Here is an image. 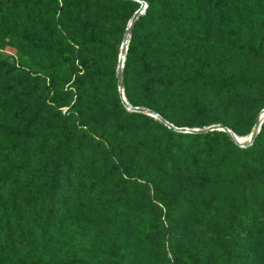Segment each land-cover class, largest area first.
<instances>
[{
    "label": "rangeland",
    "instance_id": "rangeland-1",
    "mask_svg": "<svg viewBox=\"0 0 264 264\" xmlns=\"http://www.w3.org/2000/svg\"><path fill=\"white\" fill-rule=\"evenodd\" d=\"M42 2L0 0V7L11 6L28 34H44L41 23L48 22L55 40L69 45L62 28L54 29L61 0ZM174 2L181 21L178 27L169 25L170 41L178 36L181 48L205 68L200 73L191 63L196 75L187 80L179 102L172 105L163 94L150 97L142 89L141 69L136 67L130 75L136 106L158 113L178 128L227 122L229 126H224L247 142L255 128L252 118L264 108V0ZM196 9L202 18L197 23ZM127 11L129 6L116 23L113 51L103 55L105 66L117 72L133 18L125 16ZM92 52L90 48L85 58L89 60ZM60 65L54 51L40 50L33 37L0 20V184H6L0 186V264H57L82 254L95 257L90 264H117L107 257L113 248L132 252L123 264H264V245L243 237V222L235 223L242 207L238 199L230 197L213 215L210 204L216 208L220 196L214 187L198 194L191 208L181 213L172 201L176 183L152 180L146 162L133 168L137 151L148 159L154 146L163 149L173 143L175 149L194 157L184 155L171 177L181 169L187 176L222 178L229 181L226 190L230 191L243 168L256 158L251 145L244 147L231 138L237 148L217 131L194 138L182 137L186 132L173 128L178 135L170 139L165 126L170 127L160 118L123 104L128 113L105 133H92L87 116L71 114L66 121L68 129L76 127L69 144L75 176L58 166L66 151L57 142L64 135L59 114H68L77 99L73 82L82 71L76 64L71 73L48 75ZM109 93L122 103L118 80ZM256 143L263 152L264 134ZM24 156L30 165L19 183H13Z\"/></svg>",
    "mask_w": 264,
    "mask_h": 264
},
{
    "label": "trees",
    "instance_id": "trees-1",
    "mask_svg": "<svg viewBox=\"0 0 264 264\" xmlns=\"http://www.w3.org/2000/svg\"><path fill=\"white\" fill-rule=\"evenodd\" d=\"M42 1L45 4L49 2V0ZM146 1L148 7L139 15L133 26L124 67L122 68L124 93L131 105H138V101L134 99L132 94L130 75L136 67H139L141 69L140 84L142 89L149 93L150 97L153 93L163 94L169 104H177L183 92V85L193 75H196L193 73V67L190 66L191 63L201 69L200 73L205 66L199 64L193 53L191 54L188 50L181 48V44L177 40L178 36L170 41L168 36L170 32L169 25L173 23L178 27L181 21L176 8H174V0ZM61 3L62 6L57 14L58 26H55L54 29L62 28L70 43L67 46L55 40L54 32L48 22L41 23V25L43 24L42 32L44 34L35 36L28 34L25 25L18 24L14 18L11 6L0 7V20H6L19 32L33 37L40 50H52L56 53L61 59V65L52 68L48 75L56 78L58 75L71 73L76 64L81 68L82 73H78V78L73 82V88L78 94L77 99L69 107L68 114H59L62 125L61 131L64 135L57 142L58 148L64 144L66 151L61 161L62 164H58V166L61 168L67 167L76 176L75 160L72 156V150L69 148L70 136L75 134L76 127H73L72 130L68 129L66 121H68L71 114L87 116L86 125L90 127L92 133L100 130L105 133L109 131L111 125H115L123 118L124 113H128L120 99H114L110 96L109 89L116 87L118 72L109 70L105 66L107 58H104L103 55L114 49L116 44L114 41L115 26L122 17L123 9L129 6V11L124 14L132 18L141 4L135 0H61ZM57 6H59L58 2ZM193 12L194 22H201L200 11L196 9ZM225 16L226 20L230 21L227 13ZM250 46V44H244L245 48ZM90 48L93 49V52L88 60L85 58V53ZM118 106L121 109H118ZM95 111L98 113L94 117L92 114ZM257 117V114L253 116L251 128L255 126ZM223 124L229 126L227 122H223ZM165 129L170 139L174 135H178V132L173 128L165 126ZM214 131L225 136L229 139L231 145L238 148V144L231 139L227 132ZM263 132L264 122L256 136V140L264 134ZM189 135L194 138H202L208 134L187 132L181 134L182 137ZM255 141L250 147L253 150L252 152H256L254 154L256 158L250 160L252 161L250 166L243 168L241 177L236 180L235 186L230 191L226 190V184L229 181L222 178H210L204 175L187 176L182 173L181 169L179 174H175V178L171 177L170 173L176 171L181 162L185 160L184 155L194 157L193 153L188 151L186 153L181 148L175 149L173 143L163 146V149H161L160 144L154 146L148 159L137 151L133 168L138 169L139 164L142 165L146 162L148 163L147 173L152 176V180H158L161 183H176L177 191L172 195V201L177 203L181 213L184 212L186 207L191 208L192 200L198 194L203 196L207 190L214 187L217 189L216 193L220 196L217 197L218 204L216 208L213 207V203L210 204L213 215L219 214V209L225 205V201L230 197L238 199L242 207L235 214V223L242 225L243 222L246 232L242 236L247 237L254 244L264 245V151H259L261 145L260 143L255 144ZM26 143L30 144L27 140ZM24 147L28 149L27 144H24ZM210 151L212 152V148ZM54 152L56 153L57 150H54ZM10 155L11 153H7L6 158H9ZM29 165L28 157L24 156L18 166V171L14 177L15 182L13 183H19L22 173L28 169ZM0 186L5 187V182L1 183ZM131 253H122L120 248H113L107 257L114 259L117 264H123L128 261ZM94 259V256H84L82 254L79 257L65 259L57 264H90Z\"/></svg>",
    "mask_w": 264,
    "mask_h": 264
},
{
    "label": "water",
    "instance_id": "water-1",
    "mask_svg": "<svg viewBox=\"0 0 264 264\" xmlns=\"http://www.w3.org/2000/svg\"><path fill=\"white\" fill-rule=\"evenodd\" d=\"M135 1L140 2L141 6L134 13L133 18L131 19L129 26L126 29V34H125V37H124L123 43H122V54H121V58H120V65L118 68V85H119V89H120V95H121L122 103L127 107L128 110L140 111V112L142 111V112H146L150 115L156 116V117L160 118L163 122H165L170 128H174V129L182 131V132L206 133V132H210V131H214V130H220V131L227 132L231 136V138H233L234 141H236L237 143H239L240 145H242L244 147L252 145V143L256 139L257 134L260 132L262 125H263V122H264V117L261 116V113L264 114V108L262 109L259 117L257 118V122L255 124L254 130L247 137V142H245L244 138H242V137L239 138L236 133H234L229 127L224 126V125H211V126L206 127V128H186V127L178 128V127L174 126L172 123H170L169 121H167L166 119L162 118L158 113L152 112L150 109L141 108L138 106H131L129 104V102L125 96L124 88H123V84H122V67H123V63L125 60V54H126L127 48H128V40H129V37L131 36L133 26H134L136 20L138 19L139 15L145 11V7H146V2L144 0H135Z\"/></svg>",
    "mask_w": 264,
    "mask_h": 264
},
{
    "label": "bare ground",
    "instance_id": "bare-ground-1",
    "mask_svg": "<svg viewBox=\"0 0 264 264\" xmlns=\"http://www.w3.org/2000/svg\"><path fill=\"white\" fill-rule=\"evenodd\" d=\"M124 61H125V60H124ZM119 62H120V60H119ZM263 115H264V114H263V113H261V116H262V117H263ZM237 136H238V135H237ZM238 137H239V136H238ZM239 138H240V137H239Z\"/></svg>",
    "mask_w": 264,
    "mask_h": 264
}]
</instances>
